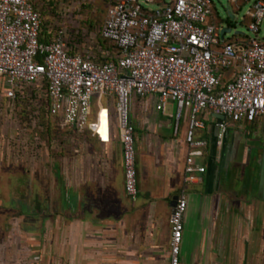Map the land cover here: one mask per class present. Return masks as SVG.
Masks as SVG:
<instances>
[{"label":"crops","instance_id":"0c3cea01","mask_svg":"<svg viewBox=\"0 0 264 264\" xmlns=\"http://www.w3.org/2000/svg\"><path fill=\"white\" fill-rule=\"evenodd\" d=\"M103 52L106 56L108 50ZM40 91L46 106L43 84L26 86L24 96ZM115 102L107 95L92 97L89 120L98 122L96 131L64 126L78 136L75 154L64 156V176H41L40 168L55 167L46 148V161L34 178L20 167L13 183H4L13 186L11 192L0 189V212L20 218L12 227L21 237L3 243L0 264H168L170 218L181 190L187 206L179 264H264V116L229 121L218 145L222 119L203 112L204 127L195 135L206 141L197 158L204 172L198 181L185 183V118L167 114L168 106H175L171 99L162 109L156 95L132 94L128 116L137 169L132 201L124 191ZM35 164L29 169H37ZM63 181L60 208L54 211L53 187ZM41 183L49 188L40 192Z\"/></svg>","mask_w":264,"mask_h":264},{"label":"built area","instance_id":"2783aa9c","mask_svg":"<svg viewBox=\"0 0 264 264\" xmlns=\"http://www.w3.org/2000/svg\"><path fill=\"white\" fill-rule=\"evenodd\" d=\"M228 1L235 9L249 3L242 20L258 34L264 0ZM227 11L234 18V10ZM223 27L215 24L212 0H109L99 35L115 49L98 61L90 51L70 50L62 29L43 39L40 14L30 0H0V101H13L25 95L26 86L43 84L50 116L75 131H96L98 122L89 120L92 97H114L124 191L135 201L129 97L156 95L162 109L171 99L176 120H186L184 182H196L204 172L197 158L206 141L195 135L204 127L203 112L224 115L217 123L218 145L229 121L252 122L264 116V36L249 38L236 31L233 38L224 39ZM186 206V192L181 190L170 218L168 264H179Z\"/></svg>","mask_w":264,"mask_h":264},{"label":"rangeland","instance_id":"374dc122","mask_svg":"<svg viewBox=\"0 0 264 264\" xmlns=\"http://www.w3.org/2000/svg\"><path fill=\"white\" fill-rule=\"evenodd\" d=\"M36 0V7L40 9L44 17L45 28L48 23L50 27L62 29L64 39L70 50L76 52L90 51L97 58H105L103 51L107 50L109 44L105 43L99 35V28L102 24L109 0ZM215 10V24L218 26L229 25L231 32L225 34L224 39H231L236 31L245 34L249 38H262L264 36V18L258 34L247 28L246 21L242 20L249 3L235 9L234 4L228 0H212ZM234 10L233 19L228 18V11ZM3 89V81L0 78V91ZM43 90V88H42ZM42 91L30 94L27 92L24 99L7 101L3 99L0 104V189L6 187L7 182L13 183V176L19 168L29 172L33 176L35 170L39 171L46 161V148L49 150L50 161L55 164L50 168H40L41 176L49 175L57 179L64 176V156L67 153L74 155L78 136L76 133L66 131L58 119L48 116L46 113L45 101ZM96 96V95H95ZM128 101V109L130 104ZM176 108H167V114H175ZM171 130V129H170ZM170 130L163 129L165 132ZM35 164L37 169H29ZM42 164V165H41ZM47 166V165H46ZM39 177V176H37ZM34 178V176H33ZM48 180V179H47ZM43 182V181H42ZM45 182V180H44ZM48 182V181H47ZM60 183V180L58 179ZM5 183V184H4ZM12 183L6 187L9 192L12 190ZM54 185L53 199L50 202L52 210L60 208L58 197L64 193V181ZM42 184V183H41ZM48 189L49 185H37V189ZM43 189V190H42ZM55 214V212H54ZM20 218L11 214L5 215L0 212V251L3 250L4 242L19 240L21 234L14 232L15 226ZM4 226L6 228H4Z\"/></svg>","mask_w":264,"mask_h":264},{"label":"trees","instance_id":"16d2710c","mask_svg":"<svg viewBox=\"0 0 264 264\" xmlns=\"http://www.w3.org/2000/svg\"><path fill=\"white\" fill-rule=\"evenodd\" d=\"M31 2H32V1H31ZM32 4H33L34 8L39 12L40 17H41L42 29H43V33H44V35H45V36L43 37V39H48V38H50L51 36H49L48 34H46V29H45V25H44V17H42V13H41L40 9H38V7H36V1H35V2L33 1ZM57 30H58V28H53V29L51 30V33H55ZM100 37H101V36H100ZM101 38H102V37H101ZM102 40H103L105 43H108V44H109L107 50H109V51L111 52V51H113V49H115V47L112 46V44L110 43V41H108V40H106V39H104V38H102ZM70 52H71V51H70ZM95 58H96L98 61H103V60L107 59L106 57L103 58V59H101V58H97V57H95Z\"/></svg>","mask_w":264,"mask_h":264},{"label":"water","instance_id":"95a60500","mask_svg":"<svg viewBox=\"0 0 264 264\" xmlns=\"http://www.w3.org/2000/svg\"><path fill=\"white\" fill-rule=\"evenodd\" d=\"M229 18L232 19L233 18V15L231 13L228 14ZM230 27H223L221 30H220V37L223 38L224 36V33H228L230 32ZM216 117L220 118V119H223L224 118V115L223 114H220V113H217L215 114ZM176 202H174L173 205H175Z\"/></svg>","mask_w":264,"mask_h":264}]
</instances>
